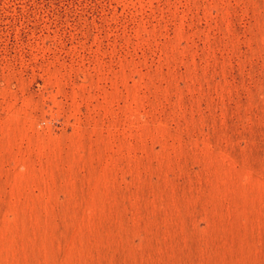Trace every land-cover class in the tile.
Listing matches in <instances>:
<instances>
[{"label":"rangeland","instance_id":"rangeland-1","mask_svg":"<svg viewBox=\"0 0 264 264\" xmlns=\"http://www.w3.org/2000/svg\"><path fill=\"white\" fill-rule=\"evenodd\" d=\"M0 264H264V0H0Z\"/></svg>","mask_w":264,"mask_h":264}]
</instances>
